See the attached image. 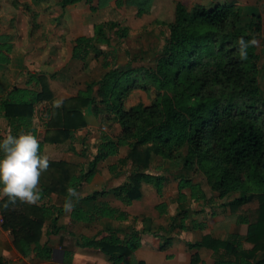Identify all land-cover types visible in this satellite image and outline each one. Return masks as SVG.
<instances>
[{"label": "trees", "instance_id": "16d2710c", "mask_svg": "<svg viewBox=\"0 0 264 264\" xmlns=\"http://www.w3.org/2000/svg\"><path fill=\"white\" fill-rule=\"evenodd\" d=\"M154 1L61 0L60 5L64 10L86 2L97 12L115 2L118 9L136 7L137 16L143 17L151 11ZM169 28L164 48L154 64L120 65L114 51H104L100 46H111L115 35L119 39L128 37L129 30L116 21L101 22L92 36L75 39L72 58L87 65L91 58L103 57L107 70L103 78L54 105L55 92L50 81L57 79V73L29 74L23 86L16 85L0 99V119H3L0 141L9 134L31 133L40 142L41 154H45L46 144L68 141L76 151L77 133L89 126V115L99 116L108 126L117 123L121 129L116 137L109 133L101 135L87 165L49 160L48 170L40 177L43 194L38 203L17 201L5 208L7 197L0 199L4 221L0 245L3 239L4 244L10 242L4 238L9 232L12 243L4 246L6 249L14 248L24 258L35 255L41 261H51L52 249L42 243V238L44 234H59L63 229L60 222L69 212L64 205L55 204L51 195L65 197L66 201L70 186L78 193L71 197L74 207L70 216L74 222H129L131 215L127 211L103 199L113 195L130 207L143 198L145 185H153L163 198L169 176L152 171V159L157 156L176 167L173 178L178 182V193L173 203L177 209L168 224L154 229L153 219L144 217L142 229L136 225L128 228L107 225L93 237L72 234L77 238L76 244L101 252L111 264H127L147 236L159 239L157 248L165 251L180 239V232L206 230L207 223L197 216L204 213L216 216L218 202L227 200L222 205L236 217L237 224L248 226L246 237L234 233L221 239L207 234L200 241L188 243L189 249L212 250L214 264H264L263 69L258 45L249 47L248 57L243 60L237 43L241 38L248 41L262 37L263 16L246 14L241 5L226 0H212L210 7L195 3L191 8L177 2L176 17ZM14 48L12 36L1 34L0 64H11ZM140 90L147 92L151 101L127 107L130 97ZM45 102L49 108L45 109L46 132L41 139L35 120ZM125 148L132 169L124 182L80 196L79 190L93 181L100 164ZM85 151L86 148L82 156L87 155ZM3 155L0 151V158ZM119 170L120 164L111 167L114 174ZM192 173L204 177L211 194L203 182H195ZM255 202L257 208H247ZM87 204H93V208H86ZM169 208L167 201L156 206L161 216L169 214ZM245 243L253 247L246 249ZM200 262L197 253L190 264ZM0 264L8 263L0 258ZM68 264H72L71 259Z\"/></svg>", "mask_w": 264, "mask_h": 264}, {"label": "rangeland", "instance_id": "374dc122", "mask_svg": "<svg viewBox=\"0 0 264 264\" xmlns=\"http://www.w3.org/2000/svg\"><path fill=\"white\" fill-rule=\"evenodd\" d=\"M60 1L61 0H0V31L10 34L15 43V50L13 53L15 66L13 67H16L18 71L21 70L22 74L21 77L18 76L16 84L23 86L29 74L50 75L52 73H57V79L51 80L52 82H50L51 84L53 83V91L59 94L61 98H67L68 95H66V93L74 95L77 94V90L86 89L88 83L103 78L107 71L103 66V57L99 59L91 58L87 65L72 58L75 39L80 36H92L97 24L104 21H116L128 28V37L119 39L115 35L111 46H100L104 51H114V55L118 57V63L120 65H125L129 62L133 63L135 66L143 64L152 65L164 48L165 38L170 30L169 24L172 23L176 17L177 2H183L189 8L194 6L195 3H201L208 7L212 6V0H155L151 11L143 17H138L136 7L125 6L124 8L118 9L115 2H112V4L105 9L93 12L86 2L70 6L63 10ZM226 1L242 5L245 11L251 9L242 4L240 0ZM259 7L263 10L264 0H261ZM248 21L249 15L245 18L244 22L247 23ZM257 45L258 52L261 55V67L263 69L261 83L264 88V34L258 39ZM12 72L13 70L10 69L8 74L11 75ZM65 84H68V92L64 91L65 88L63 85ZM69 87L72 89H69ZM59 99L60 98H58V100ZM150 101L149 94L140 90L130 97L127 107H131L139 102L149 103ZM53 103L55 104L54 101ZM43 104L47 103L45 102ZM41 109L42 107L37 115L36 123L41 130H44L42 134L44 138L46 132L44 125L45 118L42 116ZM89 119L90 126L78 132L79 143L75 145L79 150L77 157L85 165L92 160L96 152V145L99 143L103 133H109L116 137L121 132L117 123H114L112 126L105 125L102 123L101 118L96 115H89ZM69 145L70 144H66V142L63 143L62 146H60L62 150L58 153H56L55 150L60 149L58 146L57 148L53 144L48 146V156L51 157L49 160L53 161L54 159L58 160L65 157L66 153L69 151ZM84 148H86L87 151H85L87 154L86 156L81 155L82 149ZM128 153V149H122L118 156L101 163L98 171L99 173L93 183L81 189L79 194L86 195L95 189H109L124 182L132 169V163L126 160ZM114 164L121 165V170L117 173L118 175L111 171V167ZM160 167L161 170L159 169ZM175 168L173 164L165 162L157 156L153 157L152 171L157 174H167L169 176L165 195L161 198L153 185H145L143 198L136 201L132 207L130 206L131 208L129 207L132 218L127 222V226L136 225L138 228L142 229L143 218L146 216H150L158 225L168 224L170 218L175 214L177 209V204L173 203V198L178 193V182L173 178L174 173H176ZM169 170H171V173H166V171ZM191 175L195 182H203L208 193L211 194L204 177L197 173H192ZM103 200L126 209V207L114 196H110ZM162 201H167L170 204L169 214L164 216H161L156 209L157 204ZM226 202L227 200L219 201L216 205V212L219 213L217 217L211 213L199 215V219L203 221H213L218 218V221L227 227V231L223 232V234H229L230 232L238 230L236 226V217L227 206L222 205V203ZM194 207L199 208L200 205L194 204ZM257 207L258 203L255 202L247 208L255 209ZM0 216L1 230L4 221L1 213ZM65 217L66 216L63 218ZM135 218L138 220L136 221ZM63 220L64 219H62L61 223ZM103 225L104 223H97L92 227L84 226L81 227V229H76L74 224H66V228H69L68 230H74L80 235L93 237L103 229ZM60 234L59 236L53 237L52 244L59 243L63 237H67L69 241L68 245H72L71 243H73V241L70 236L72 233L69 234L68 231H62ZM150 237L151 236H147L149 239ZM4 238L8 242L10 241V244L12 243V236L9 232H7ZM45 241H51V238L47 234H44L42 238V242ZM1 242L2 245H0V248L6 250L4 246H8L9 243L7 242L8 244H4V239L1 240ZM59 248L60 246L57 245L56 249ZM7 250L14 251V253L20 255L14 248ZM92 253L93 255H91V257H93V260L90 264H109L107 258L102 253ZM84 259V255H82L78 260L79 264H85ZM135 259L136 258L133 257V262H127V264H136L137 260L134 262ZM27 264H38V262L34 258L29 257Z\"/></svg>", "mask_w": 264, "mask_h": 264}, {"label": "crops", "instance_id": "0c3cea01", "mask_svg": "<svg viewBox=\"0 0 264 264\" xmlns=\"http://www.w3.org/2000/svg\"><path fill=\"white\" fill-rule=\"evenodd\" d=\"M240 1H241L242 4H244L248 8H251V9H249V11H245L244 10V12L246 14H257V13H260L263 16V22H264V7H263V10L260 9V7H259V3L261 2V0H240ZM248 8H245V9H248ZM0 18H1V15H0ZM1 34H7V33H2L0 31V35ZM263 34H264V28H263ZM8 35H10V34H8ZM263 54H264V50H263ZM260 63H261V60H260ZM13 66H15L13 55H12L11 64H9V65L0 64V99L5 97L16 85L17 86H22V85L16 84L18 76H20V77L22 76L21 70L18 71V69L16 67H13ZM9 68L13 70L11 75L8 74V71L10 70ZM17 71H18V73H17ZM99 80H96V81H99ZM51 86H52V89H53V83L51 84ZM63 86L65 88L64 91L68 92V90H67L68 84H65ZM69 89H72V88L69 87ZM81 90H83V89L77 90L78 91L77 94ZM77 94L69 95V93H66V95H68L67 98L76 96ZM58 98H60V99L58 100ZM67 98L66 97L65 98L64 97L61 98V97H59V94L55 93V99H54L55 104L54 103L53 104L54 105H60ZM41 107H42V109H41L42 116H43V118H45L46 114H47L45 109L49 108V104L48 103L47 104H41V106L38 109V113H39V110H40ZM88 120H89V126H90L89 116H88ZM45 122H46V118H45ZM2 125H3V119H0V126L2 127ZM44 125H45V123H44ZM37 126H38L39 132L41 134V139H43L42 134L44 133V130H41L39 125H37ZM77 143H79L78 133H77V142H76V144ZM66 144H70V142L68 141V142H66ZM51 145L52 144H46L45 155H47V156L49 154L48 153V146H51ZM53 145L56 148H57V146L59 148H60V146H62V144H53ZM55 150H56V153H58L62 149L60 148V149H55ZM76 151L71 149V144H70L69 145V151L66 153V156L62 157V158H60L58 160L54 159L53 161H62V160H64V161L71 162V163L73 162L75 164H81L82 162L77 157L78 152H79V150L77 148H76ZM49 158L51 159V157H49ZM96 176L94 177V179L96 178ZM94 179H93V181H94ZM93 181L90 184H84L81 187V189L85 188V186H87V185H91L93 183ZM80 190H79V192H80ZM95 191H100V190L95 189L92 192L94 193ZM91 193H89V194H91ZM89 194H86V195H80L79 194V195L80 196H87ZM110 196H113V195H109L108 197H110ZM51 197H52V200H53V202L55 204H57L59 206L64 205L65 197L58 196L56 194L51 195ZM108 197H106V198H108ZM104 201H106V200H104ZM84 206L86 208H88V209L93 208V204H87V205H84ZM114 206H116V205H114ZM116 207H119V206H116ZM119 208H121V207H119ZM130 208L126 207V209H123V208L122 209L127 211L130 214V211H129ZM218 215H219V213H217V215L215 217H217ZM65 216H66L65 218H62V219H64L63 222L62 223L60 222V225L63 227L62 231H68L69 234H71V233L75 234L77 237L82 236V234L80 235L74 230H68L69 228L68 229L66 228V224H69V225L70 224H74L76 229H81V227H84V226H87V227L91 226L92 227V226L96 225L97 223H99V224L101 223L100 221L96 222L95 224H86V223L74 222L71 219L70 211ZM146 217H150V216H146ZM131 218H132V216H131ZM131 218H130V220H131ZM198 218H199V215H198ZM218 220H219L218 218H217V220L214 219L213 221L200 220L202 222H206L207 223V229L206 230H204V231L197 230V231H187V232L183 231V232H180L179 233L180 239L177 240V242L172 247H170L169 249H167L165 251H159L158 250L157 247H158V245L161 242L159 239L152 238V237H150V239H149V238L145 237L144 238L145 239L144 245L140 249H138L135 252L134 256H133L134 258H136L134 260V262L137 260V262H141L142 261L145 264H190L193 255L198 253L199 256H200V259H201V262L199 264H214L215 263V259H214V253H213L212 250H209V249H206V248H203L201 250H190L189 246H188V243H195L197 241H200L202 239V237L204 235H207V234H211V235H213V236H215L217 238L225 239V238H227L228 236H230L231 234H234V233H237L242 238H244V237H246L247 232H248V226L247 225H238L237 222H236V226L238 227V230L230 232L229 234H226V233L223 234V232L227 231V227L225 225H222V223L220 221H218ZM0 222H1V216H0ZM107 225H112L114 227H123V228H128V227L132 226V225L127 226V222L126 223H119V222H115V221H104L103 229ZM153 226H154V229H155V228H157L160 225H158V224H156L154 222ZM239 226H240V228H239ZM0 228H1V225H0ZM60 233L57 234V235L49 236L51 238L50 242L49 241L42 242L43 244H48L51 247V249H52L53 258H52L51 261H41L38 258H36L35 255H32L30 257L34 258L38 262V264H68V261L70 259L72 260V264H79V262H78L79 258L82 257V255H84L85 264H90V262L93 260L92 259L93 257H91V255H93L92 252H95V253L99 252V251L94 250V249H92L93 250L92 251L89 248H85V247L79 246L78 244H76L77 238L72 236V235H70L71 238H72V241H73V243H71L72 245H68L69 241H68L67 237H63V239L60 240L59 243H56V244L53 243L52 244L53 237L61 235ZM5 235H7V233H5ZM85 236H88V235H85ZM57 245L60 246L59 249H56ZM244 246H245L246 249H251L253 247L249 243H245ZM99 253H101V252H99ZM87 256H88V259H87ZM0 258L4 259L8 264H27V261H28L29 257L24 258L21 255H18L17 253H14V251H9L7 249L3 250V249L0 248ZM107 260H108L109 264H111V262L109 261L108 258H107ZM132 262H133V260H132Z\"/></svg>", "mask_w": 264, "mask_h": 264}, {"label": "clouds", "instance_id": "9594fccd", "mask_svg": "<svg viewBox=\"0 0 264 264\" xmlns=\"http://www.w3.org/2000/svg\"><path fill=\"white\" fill-rule=\"evenodd\" d=\"M240 58L246 60L247 49L256 46L258 41L251 39L238 42ZM0 199L7 197L5 208L16 205L17 201L26 204H36L40 201L43 190L40 187V177L50 166L49 157L40 152V142L31 133H20L18 136L7 135L0 141ZM68 199L64 204L65 211H70L74 205L71 197L78 196L74 187L67 189Z\"/></svg>", "mask_w": 264, "mask_h": 264}]
</instances>
